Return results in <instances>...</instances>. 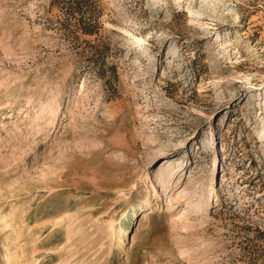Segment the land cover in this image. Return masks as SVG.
Masks as SVG:
<instances>
[{"label":"rangeland","instance_id":"374dc122","mask_svg":"<svg viewBox=\"0 0 264 264\" xmlns=\"http://www.w3.org/2000/svg\"><path fill=\"white\" fill-rule=\"evenodd\" d=\"M70 4L0 0V264H264V0Z\"/></svg>","mask_w":264,"mask_h":264},{"label":"trees","instance_id":"16d2710c","mask_svg":"<svg viewBox=\"0 0 264 264\" xmlns=\"http://www.w3.org/2000/svg\"><path fill=\"white\" fill-rule=\"evenodd\" d=\"M70 14L78 15L84 14L85 11L89 9L91 6L92 0H70ZM77 24L81 25V21L83 20L82 17H77Z\"/></svg>","mask_w":264,"mask_h":264},{"label":"bare ground","instance_id":"6f19581e","mask_svg":"<svg viewBox=\"0 0 264 264\" xmlns=\"http://www.w3.org/2000/svg\"><path fill=\"white\" fill-rule=\"evenodd\" d=\"M198 8H199V7H198ZM193 10H194V9H193ZM202 10H203V9H202ZM202 10H201V9H198V10H195V12H198L197 14H199V13H201V14L203 13V14H204V12H202ZM203 11H204V10H203ZM206 12H207V11H206ZM206 12H205V13H206ZM215 196H218V194H217L216 191H215ZM96 261H97V260H96ZM96 261H95V262H96ZM98 262H99V261H98ZM100 263H101V262H100ZM94 264H95V263H94Z\"/></svg>","mask_w":264,"mask_h":264}]
</instances>
